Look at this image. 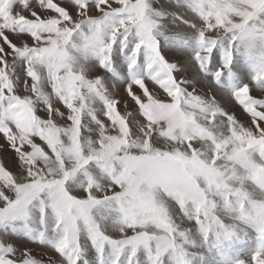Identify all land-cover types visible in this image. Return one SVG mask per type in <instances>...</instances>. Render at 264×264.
<instances>
[{"label": "snow or ice", "instance_id": "1", "mask_svg": "<svg viewBox=\"0 0 264 264\" xmlns=\"http://www.w3.org/2000/svg\"><path fill=\"white\" fill-rule=\"evenodd\" d=\"M0 139V264H264V0H0Z\"/></svg>", "mask_w": 264, "mask_h": 264}, {"label": "rangeland", "instance_id": "2", "mask_svg": "<svg viewBox=\"0 0 264 264\" xmlns=\"http://www.w3.org/2000/svg\"><path fill=\"white\" fill-rule=\"evenodd\" d=\"M121 94H122V91H121ZM253 95H259L258 92H253ZM229 106L230 110L233 111L236 115H239L238 117L240 119H245L246 117L242 114L241 110L239 109L238 106H236L235 104H228L226 105V107ZM47 250L45 249H42V248H38V247H34L33 248V252L35 254H42V253H46ZM47 258V256H45V259Z\"/></svg>", "mask_w": 264, "mask_h": 264}, {"label": "crops", "instance_id": "3", "mask_svg": "<svg viewBox=\"0 0 264 264\" xmlns=\"http://www.w3.org/2000/svg\"><path fill=\"white\" fill-rule=\"evenodd\" d=\"M0 143H3L2 139H0ZM5 155H6V158L9 160V162H11V159H12L11 153H7ZM9 166H11V163L9 164Z\"/></svg>", "mask_w": 264, "mask_h": 264}, {"label": "bare ground", "instance_id": "4", "mask_svg": "<svg viewBox=\"0 0 264 264\" xmlns=\"http://www.w3.org/2000/svg\"><path fill=\"white\" fill-rule=\"evenodd\" d=\"M228 108H229V106H227ZM230 109V108H229ZM237 116H239V115H237Z\"/></svg>", "mask_w": 264, "mask_h": 264}]
</instances>
